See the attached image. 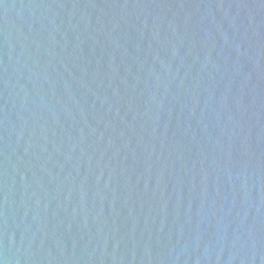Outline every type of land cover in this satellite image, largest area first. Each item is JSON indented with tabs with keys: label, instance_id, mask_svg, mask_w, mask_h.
Masks as SVG:
<instances>
[{
	"label": "water",
	"instance_id": "water-1",
	"mask_svg": "<svg viewBox=\"0 0 264 264\" xmlns=\"http://www.w3.org/2000/svg\"><path fill=\"white\" fill-rule=\"evenodd\" d=\"M2 264H264V0H0Z\"/></svg>",
	"mask_w": 264,
	"mask_h": 264
},
{
	"label": "snow or ice",
	"instance_id": "snow-or-ice-1",
	"mask_svg": "<svg viewBox=\"0 0 264 264\" xmlns=\"http://www.w3.org/2000/svg\"><path fill=\"white\" fill-rule=\"evenodd\" d=\"M0 264H2V262H0Z\"/></svg>",
	"mask_w": 264,
	"mask_h": 264
}]
</instances>
